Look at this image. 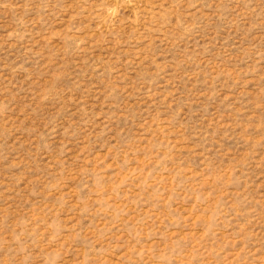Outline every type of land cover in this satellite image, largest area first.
<instances>
[{"label":"rangeland","instance_id":"obj_1","mask_svg":"<svg viewBox=\"0 0 264 264\" xmlns=\"http://www.w3.org/2000/svg\"><path fill=\"white\" fill-rule=\"evenodd\" d=\"M0 264H264V0H0Z\"/></svg>","mask_w":264,"mask_h":264}]
</instances>
